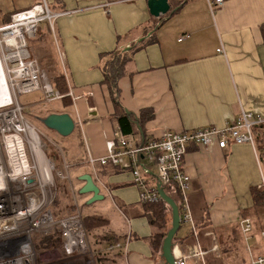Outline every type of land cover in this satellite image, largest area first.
<instances>
[{
    "label": "crops",
    "instance_id": "obj_1",
    "mask_svg": "<svg viewBox=\"0 0 264 264\" xmlns=\"http://www.w3.org/2000/svg\"><path fill=\"white\" fill-rule=\"evenodd\" d=\"M41 1L0 0V25L14 12ZM44 1L51 11L65 14L55 19L52 32L47 23L38 27L30 52L48 72L51 83L54 77H63L66 89L62 98L67 97V102L60 98L62 104L47 106L40 91L36 99L21 105L22 111L25 106H35L39 121L51 112H67L75 127L82 129L84 123L98 131L99 148L96 150L89 139L87 158H71V165L76 166L78 190L84 184L79 176L90 174L103 196L101 205H112L125 220V224H111L112 211L82 215L105 218L103 232L116 240L107 245L99 235L95 244V237L87 235L90 246L106 254L101 264H164L151 249L153 229L143 214L129 170L88 162L89 156H104L106 142L122 135L104 82V66L112 52L124 51L123 73L116 83L117 101L133 116L134 131L127 135L132 144L159 137L167 130L222 128L242 109L264 116V40L260 32L264 0H222L213 9L208 0H182L171 13L158 17L149 13L147 0ZM168 1L171 7L177 0ZM145 108L151 110L152 117L139 124L140 111ZM58 147L63 157L64 150ZM56 158L60 169L63 161L68 164L64 158ZM184 167L190 178L192 222L187 221L182 233L176 232L175 254L186 256L187 264H219L224 254L234 250L231 240L236 230L249 264L239 222L244 217L255 219L250 188L264 183L255 144L232 142L223 148L190 144ZM151 170L154 177L155 168ZM72 188L68 196L60 198L69 205L71 196L76 200ZM78 194L86 200L92 195ZM219 242L230 246L221 249ZM116 244L119 246L108 249ZM250 251L257 255L252 248Z\"/></svg>",
    "mask_w": 264,
    "mask_h": 264
},
{
    "label": "built area",
    "instance_id": "obj_2",
    "mask_svg": "<svg viewBox=\"0 0 264 264\" xmlns=\"http://www.w3.org/2000/svg\"><path fill=\"white\" fill-rule=\"evenodd\" d=\"M220 4L222 0H208L210 9ZM63 14L51 11L42 0L14 12L8 22L0 25V264H51L48 260L55 255L52 251H57L69 264H85L84 261L95 264L80 212L58 218L52 213L57 196L55 178L68 179V165L62 160L63 171H58L55 159L45 150L44 135L26 118L18 101L19 94L35 89L42 91L45 101L64 96L54 88L27 45L40 22H46L52 32L55 19ZM260 124H264V116L242 109L222 128L167 130L159 137L136 144L122 135L106 142L104 156L96 159L89 156L88 162L111 163L129 170L141 203L161 200L156 189V183L160 182L166 193L168 188L174 195L180 219L192 222L188 200L190 178L184 167L188 146L215 144L223 148L232 142L254 146L253 127ZM57 149L61 151L58 146ZM239 226L250 256L249 264H264L263 255L254 256L250 251L252 221L244 217ZM54 229L60 234L62 253L55 248L37 251L34 234L48 235ZM261 236L264 238V230ZM118 246L111 245L108 249ZM43 254L47 257H42ZM173 255L176 264H187L186 256L175 254L174 248Z\"/></svg>",
    "mask_w": 264,
    "mask_h": 264
},
{
    "label": "trees",
    "instance_id": "obj_3",
    "mask_svg": "<svg viewBox=\"0 0 264 264\" xmlns=\"http://www.w3.org/2000/svg\"><path fill=\"white\" fill-rule=\"evenodd\" d=\"M183 1L177 0L171 3L170 10L168 13H171L174 8L179 6ZM260 32L262 38L264 40V23L260 24ZM126 60V56L124 51L117 50L111 53L109 61L104 66V82L108 85L109 90L112 95V100L115 105V115L118 123L119 130L121 131L122 135H130L134 131L132 115L127 114L125 110H123L117 101L118 89H117V80L122 75L123 71V64ZM53 86L59 92L64 93L65 91V82L62 76H56L52 80ZM67 102V97L62 98ZM152 117L151 110L149 108L142 109L140 111L138 122L142 124L145 120ZM253 135L255 141V147L257 148V153L260 156L264 153V124L256 125L253 127ZM51 152L52 158L55 159L57 157V147H53ZM262 159V158H261ZM264 161V159H262ZM166 191L169 196H171L174 200V195L170 193L169 189L166 188ZM251 196L253 200V214L252 216L255 218L252 221V237H257L258 240H264L261 236V232L264 230V190L262 186H252L250 188ZM69 195V190L65 188L63 183L59 182L57 184V196L54 200L52 206V213L55 218L69 215L73 213V206L69 205V202L61 201L60 198H65L64 196ZM143 214L146 215L148 222L151 226L152 234L150 236V244L151 249L153 252L158 253L160 256V248H161V241L165 235L166 230L168 229L171 218H170V208L169 206L163 202L162 200L153 202V203H142ZM251 217V216H250ZM252 218V217H251ZM83 225L85 227L87 235L95 237V244L97 243V236L102 235L103 238L106 240V244H113L116 242L115 239L110 240L108 238L109 232H103L104 225L106 224V219L100 216H82ZM236 234L232 236V245L234 246L236 242L240 244L239 235L235 230ZM177 235L174 236L176 238ZM33 242L37 251L55 248L60 253H62L61 247V239L60 234L57 229H54L48 235H43L36 233L33 236ZM234 243V244H233ZM259 242H254L255 246V253L257 255L264 256V248H260L258 245ZM230 245L224 244V242H219V247L222 249H228ZM94 262L95 264H101V262L106 259V254L102 253L100 249L96 247H91ZM252 251H254L252 249ZM258 252V253H257Z\"/></svg>",
    "mask_w": 264,
    "mask_h": 264
},
{
    "label": "rangeland",
    "instance_id": "obj_4",
    "mask_svg": "<svg viewBox=\"0 0 264 264\" xmlns=\"http://www.w3.org/2000/svg\"><path fill=\"white\" fill-rule=\"evenodd\" d=\"M44 23H46V22H40L38 24L39 27L43 28ZM37 30H36V33H37ZM32 38L33 37L29 38V40L27 42L29 52L31 49L30 44H31ZM54 45H57V43L55 42ZM30 54H31V52H30ZM57 54H58V51H57ZM57 60H59V55L57 57ZM59 62H60V60H59ZM62 65L63 64L60 62L59 68H60L61 72H62ZM45 73L49 79L48 72L45 71ZM49 81H51V80L49 79ZM40 91H41L40 89H35L33 91H29L26 93L19 94L18 95V98H19L18 101H19L20 105H25L26 103L36 99L34 97ZM43 104H45L47 106L48 105H55V104H62V100L61 99H53V100H49V101H44ZM37 112H38V109L35 106H25L23 108V113L26 116V118L44 135L42 137V139H43V142L47 145L46 149H45L46 152L48 154L51 153L53 150L52 148L57 147V145L60 146L64 150L63 151L64 152L63 157L61 155V151H59L58 149H57L58 155H56V156H58L60 159L64 158V160L69 164V167L67 169L68 179L56 177L55 181H56V184H58L59 182L63 183L65 188H67V190H69L70 192H71V187H73L72 189L74 191L75 198H76V200H74L73 196H71L72 199H70V203L72 204V206H75V210H74V208H73V210L74 211H80L81 215L98 214L99 210H103L105 213L112 211L113 213L110 214V223L111 224L112 223H116V224H122L123 223V224H125L124 218L115 211V209L112 207V205H109V204L101 205V203L99 202L100 200H96V201L92 202L91 204H88V203H85V202H87L88 199L87 200L83 199V197H81L78 194V181L76 179L77 178V172H75L76 166L71 165V162H72L71 158H81V159L87 158L85 144L87 145V141L89 142V139L91 140L92 145L97 150V148H99V146H100V140H99V137L97 134L98 131L96 129H94L93 127L92 128L86 127V125L83 123L82 129L79 127H74L73 131L71 133H69L68 135L59 136L53 130L45 127L37 119V114H38ZM89 131H91V133H89ZM88 133L91 136H89ZM121 136L122 135L120 133H118V136H116V138H119ZM124 136H126V135H124ZM125 138H127V137H125ZM254 144H255V141H254ZM258 158H259V161L261 162V168L264 171V161L262 160V159H264V153L261 156H260V154H258ZM55 162L58 166L59 160L57 158H56ZM60 167H61V165H59V167H57L58 171H60V170L63 171V169L62 168L60 169ZM151 168L154 170L153 166ZM262 187L264 190V183H263ZM186 223H188V222L183 221L180 224V227L177 230V234H180L183 232V230L185 228L183 226H186ZM248 242L254 251H255V246L253 244L254 242H259L258 245L260 246V248H264V240H258L257 237H251L248 240ZM233 248H234V250H232V253L230 255H228L226 253L222 256V258L220 260H218L219 264H246L247 259H246L245 251H244L243 247L238 242H236ZM246 249L247 248L245 247V250ZM52 252L55 255H53L52 259L48 260L51 264H69L68 260L62 259L60 254L57 251H52ZM42 257H47V254H43ZM84 262L86 264V261H84Z\"/></svg>",
    "mask_w": 264,
    "mask_h": 264
},
{
    "label": "water",
    "instance_id": "obj_5",
    "mask_svg": "<svg viewBox=\"0 0 264 264\" xmlns=\"http://www.w3.org/2000/svg\"><path fill=\"white\" fill-rule=\"evenodd\" d=\"M147 7L152 16L158 17L161 14H166L170 10V3L168 0H147ZM126 113L129 114L128 111ZM39 119L45 127L61 136L68 135L75 127V121L67 112H51ZM79 177L80 180L84 181V184L78 190V193H92L87 203L100 200L103 197L99 194V188L90 174L85 173ZM156 189L161 200L169 206L171 217L170 226L161 241L160 257L164 264H176L173 255V239L181 224L180 211L174 199L165 192L160 182L156 183Z\"/></svg>",
    "mask_w": 264,
    "mask_h": 264
}]
</instances>
